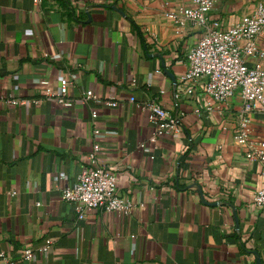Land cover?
Wrapping results in <instances>:
<instances>
[{
	"label": "crops",
	"instance_id": "0c3cea01",
	"mask_svg": "<svg viewBox=\"0 0 264 264\" xmlns=\"http://www.w3.org/2000/svg\"><path fill=\"white\" fill-rule=\"evenodd\" d=\"M261 1L214 0L210 16L227 27ZM187 5L0 0V253L12 264H256L254 253L264 264V207L252 203L264 168L232 139L239 94L212 110L196 94L173 99L201 29L165 13ZM257 42L264 51V31ZM61 77L71 81L69 108L52 94ZM154 97L184 115L177 136L151 144L138 105ZM250 127L263 137L264 115ZM94 143L118 195L136 206L130 216L89 210L78 219V205L61 198ZM47 238L50 249L38 252ZM27 246L30 261L21 258Z\"/></svg>",
	"mask_w": 264,
	"mask_h": 264
},
{
	"label": "built area",
	"instance_id": "2783aa9c",
	"mask_svg": "<svg viewBox=\"0 0 264 264\" xmlns=\"http://www.w3.org/2000/svg\"><path fill=\"white\" fill-rule=\"evenodd\" d=\"M213 5L214 0H189V5L165 13L173 23L180 26L188 23L201 29L199 39L184 54L185 70L179 75L173 99L177 103L182 96L196 94L201 100L208 98L209 102L203 104L207 110H212V107L219 109L238 93L241 109L232 139L244 147V155L248 160L256 161L264 168V136L254 138L250 127L252 115H264V66L261 63L264 51L257 42L264 31V1L259 2L250 14L241 16L227 27L210 16ZM41 84L47 85L48 81L43 79ZM70 84L69 79L61 77L56 92L52 93L54 100L66 108L72 105L68 90ZM92 98V92L87 90L83 93L82 101L86 103ZM8 102L11 105L24 103L15 98H10ZM106 104L117 105L114 101H107ZM138 107L153 125L149 143H155L163 135L179 134V121L183 112H170L158 97L144 101ZM90 116L94 120L96 111H91ZM94 133L99 134V130L95 128ZM139 147L148 149L145 143H140ZM99 149V145L94 143L87 164L81 168L74 184L61 190V198L78 205V219H82L89 210L112 211L130 216L136 206L133 201L118 195L117 176L97 160ZM252 203L256 208L264 207V182L254 191ZM50 247L51 239L47 238L37 251L44 253ZM33 257V248L25 247L21 258L30 261ZM0 264L12 262L8 256L0 253Z\"/></svg>",
	"mask_w": 264,
	"mask_h": 264
},
{
	"label": "water",
	"instance_id": "95a60500",
	"mask_svg": "<svg viewBox=\"0 0 264 264\" xmlns=\"http://www.w3.org/2000/svg\"><path fill=\"white\" fill-rule=\"evenodd\" d=\"M210 204L215 205L216 203H210ZM254 254L256 255L255 263H256V264H261L260 257H259L256 253H254Z\"/></svg>",
	"mask_w": 264,
	"mask_h": 264
}]
</instances>
